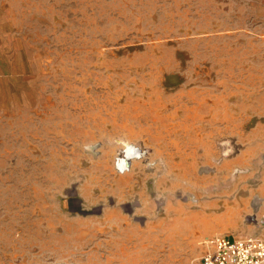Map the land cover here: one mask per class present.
I'll use <instances>...</instances> for the list:
<instances>
[{
    "label": "rangeland",
    "instance_id": "1",
    "mask_svg": "<svg viewBox=\"0 0 264 264\" xmlns=\"http://www.w3.org/2000/svg\"><path fill=\"white\" fill-rule=\"evenodd\" d=\"M263 223L264 0H0V264H199Z\"/></svg>",
    "mask_w": 264,
    "mask_h": 264
},
{
    "label": "built area",
    "instance_id": "2",
    "mask_svg": "<svg viewBox=\"0 0 264 264\" xmlns=\"http://www.w3.org/2000/svg\"><path fill=\"white\" fill-rule=\"evenodd\" d=\"M199 264H264V235H216Z\"/></svg>",
    "mask_w": 264,
    "mask_h": 264
},
{
    "label": "water",
    "instance_id": "3",
    "mask_svg": "<svg viewBox=\"0 0 264 264\" xmlns=\"http://www.w3.org/2000/svg\"><path fill=\"white\" fill-rule=\"evenodd\" d=\"M130 155H131L130 158L140 157L141 152L137 149V147H134Z\"/></svg>",
    "mask_w": 264,
    "mask_h": 264
},
{
    "label": "bare ground",
    "instance_id": "4",
    "mask_svg": "<svg viewBox=\"0 0 264 264\" xmlns=\"http://www.w3.org/2000/svg\"><path fill=\"white\" fill-rule=\"evenodd\" d=\"M129 156H130V155H129ZM129 156H127V155L123 156V158H122V162L125 163V162L127 161L128 164H129L130 161H128V159H127Z\"/></svg>",
    "mask_w": 264,
    "mask_h": 264
},
{
    "label": "crops",
    "instance_id": "5",
    "mask_svg": "<svg viewBox=\"0 0 264 264\" xmlns=\"http://www.w3.org/2000/svg\"><path fill=\"white\" fill-rule=\"evenodd\" d=\"M263 230H264V223H263Z\"/></svg>",
    "mask_w": 264,
    "mask_h": 264
}]
</instances>
